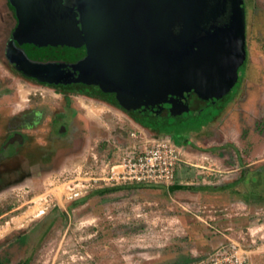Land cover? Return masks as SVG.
I'll return each instance as SVG.
<instances>
[{
  "label": "rangeland",
  "instance_id": "1",
  "mask_svg": "<svg viewBox=\"0 0 264 264\" xmlns=\"http://www.w3.org/2000/svg\"><path fill=\"white\" fill-rule=\"evenodd\" d=\"M243 6L245 62L231 75V87L206 95L211 101L188 117L150 124L185 141L179 147L188 164L175 169L173 183L187 189L130 185L98 195L90 185L81 188L92 177L90 155H97L99 167L115 159L112 140H129L136 126L147 138L152 134L121 111L107 112L98 102L68 99L57 90L52 96L16 74L3 55L11 21L0 0V144L21 109L41 113L28 132L33 144L44 143L50 112L71 108L77 127L72 142L54 143L53 158L41 170L25 176L18 159L1 162L7 173L0 184L5 264H223L232 246L246 253L244 264H264V0H243ZM237 78L240 91L217 115ZM194 184L207 186L196 199ZM220 247L225 254L217 253Z\"/></svg>",
  "mask_w": 264,
  "mask_h": 264
},
{
  "label": "water",
  "instance_id": "2",
  "mask_svg": "<svg viewBox=\"0 0 264 264\" xmlns=\"http://www.w3.org/2000/svg\"><path fill=\"white\" fill-rule=\"evenodd\" d=\"M7 1L16 26L5 57L17 71L40 83L113 93L118 105L151 122L200 110L203 93L229 89L243 60L240 0H190L178 32L163 15L160 30L138 36L136 15L118 0ZM134 40L146 46H125Z\"/></svg>",
  "mask_w": 264,
  "mask_h": 264
},
{
  "label": "flooded vegetation",
  "instance_id": "3",
  "mask_svg": "<svg viewBox=\"0 0 264 264\" xmlns=\"http://www.w3.org/2000/svg\"><path fill=\"white\" fill-rule=\"evenodd\" d=\"M240 8L242 10L243 15V47L245 49V13L246 9L243 6V0H240ZM5 7L10 12V21L11 25L8 29V35L4 43L3 48V55L5 57V47L7 43L11 39V33L13 29L16 26V20L14 18V10L9 5L7 0H4ZM117 6H121V10H123L125 13H134L136 17L133 19L136 21L135 25L133 26V35L138 36L142 31L146 30H160V23H161V17L163 15H171L172 16V22H173V28L172 30L174 32H178V30L181 28V23L179 20L181 18V14L186 9V13H188L187 7L190 5V0H118L116 3ZM116 6V7H117ZM190 13V10H189ZM138 16H142L141 19H138ZM169 20V19H168ZM222 19L220 17H217L214 20V24L216 26H220L222 24ZM140 37V36H139ZM138 38V37H137ZM128 47H134V48H141L143 49L146 44L145 41H136L133 42L129 41L127 42ZM141 52V51H140ZM244 60V59H243ZM242 60V61H243ZM7 64L12 68V70L18 74L20 77L25 78L29 80L30 82L37 84L39 86H43L46 88H49L50 90H58L62 92V94H65L64 96H67V98H75L76 100L79 98L83 99H89L91 101H95L102 104L104 107H106L107 112H113L114 110L121 111L126 116H128V112L124 107H121L117 104L116 100L114 99L113 93L105 94L101 93L97 89H94L92 92L82 91L80 89L76 88H69L61 85H53V84H45L40 83L36 81L35 79L31 77L24 76L21 72L17 71L12 64ZM245 62V61H244ZM242 62V64H244ZM241 64V65H242ZM241 65H239L237 68H239ZM236 68V69H237ZM238 76V73H236ZM238 81V82H237ZM236 89L230 96V99L226 100L223 105L218 110L217 115L223 110L224 107L229 104L233 100V98L238 94L240 91V83L241 81L236 80ZM231 87V85H230ZM213 95L214 92L207 91L204 92L201 97V103H205L208 101V103L211 100H208V97L206 95ZM69 101V100H68ZM205 101V102H204ZM67 108V107H66ZM216 115V116H217ZM216 116H212L213 118ZM129 117V116H128ZM211 117V119H213ZM41 118V113L39 111L35 110H25L21 109L12 114L10 118V126L6 127V130L4 132V135H6V138L1 145L2 150L10 149L12 154L11 157H17L20 168L18 169L21 173H24L25 176L29 175L33 170H41V168L45 165H48L53 158L51 156L52 150L54 149L53 145L58 140H62L63 138L66 140L65 142H72L74 139V134L77 131L76 127V113L75 111L71 110V108H67V110L62 111H53L50 112V116L47 122L46 127V137L44 139V143L42 144H33L30 141H28V132L33 131V128L38 124L39 120ZM210 120V118H209ZM208 120V121H209ZM63 123V126L59 127V123ZM56 126V127H55ZM69 126V133L66 134V127ZM58 131V132H57ZM59 135H58V134ZM14 136H20V140H17ZM14 139V140H13ZM11 141V143H9ZM24 164V166H22Z\"/></svg>",
  "mask_w": 264,
  "mask_h": 264
},
{
  "label": "built area",
  "instance_id": "4",
  "mask_svg": "<svg viewBox=\"0 0 264 264\" xmlns=\"http://www.w3.org/2000/svg\"><path fill=\"white\" fill-rule=\"evenodd\" d=\"M27 94L24 102L27 101ZM51 94L55 95L53 91ZM128 135L136 142L131 146V151L123 153L115 162H103L98 167L97 155H90L94 163L90 173L92 177L87 179L89 184L81 185V188L87 190L89 185L90 190L130 185H160L167 188L173 184L175 169L181 164H188V155L167 136L147 138L138 127ZM230 248L228 253L223 251V247L217 250V253H226L223 264H244L246 253L236 246Z\"/></svg>",
  "mask_w": 264,
  "mask_h": 264
},
{
  "label": "trees",
  "instance_id": "5",
  "mask_svg": "<svg viewBox=\"0 0 264 264\" xmlns=\"http://www.w3.org/2000/svg\"><path fill=\"white\" fill-rule=\"evenodd\" d=\"M58 91V90H57ZM128 112V111H127ZM128 116L129 118L134 122L136 123L137 125H139L141 128H144L146 130H149L150 133L152 134V137L154 136V138L156 137H161V136H167L170 138V140L177 146H181L183 147L184 145H186L185 141L184 140H181L180 138H177L176 137V134L174 133H169V132H160V131H157L158 129L156 128H152L153 126H151L150 124H154L156 121L154 122H151V121H148L144 118H141L135 114H132L130 112H128ZM3 143L0 144V164L1 162H4L6 161L7 159L11 158V159H16L17 160V157H11V150L10 149H6V150H2L1 149V145ZM19 169V168H18ZM17 169V170H18ZM19 171V170H18ZM21 173V172H19ZM7 173L3 171L1 165H0V184H2L3 180L5 177H3L4 175H6ZM22 174V173H21ZM24 177V176H23ZM5 188V185H0V191ZM119 189H122V187H113V188H102V189H99V190H95L94 193L95 194H105V193H109L111 191H115V190H119ZM168 189L170 191H175V190H183V189H186L184 186H179V185H172V186H169ZM5 258H0V264H5ZM16 264H27V259L25 260H21V261H18Z\"/></svg>",
  "mask_w": 264,
  "mask_h": 264
},
{
  "label": "crops",
  "instance_id": "6",
  "mask_svg": "<svg viewBox=\"0 0 264 264\" xmlns=\"http://www.w3.org/2000/svg\"><path fill=\"white\" fill-rule=\"evenodd\" d=\"M137 125V124H136ZM139 126V125H138ZM137 127V126H136ZM127 138H129V140L127 141V140H122L121 142H117L116 140H112L111 141V147H112V151L110 152V154H111V156H112V153H114V155H115V159H112V161H109V162H115L116 160H118V158L123 154V153H125L126 151L128 152V151H131L132 149H131V146L132 145H134L135 144V140L133 139V138H131V137H129V135H128V137ZM130 139H132L133 140V142L131 143V144H128L129 142H130ZM105 142L106 143H108V141H106L105 140ZM107 145V144H106ZM137 150V149H136ZM135 152H137V151H135ZM113 157V156H112ZM201 183H203V182H201ZM175 183H173L172 185H174ZM171 185V186H172ZM175 185H179V186H183V185H181L180 183H178V184H175ZM195 185H197V184H194V187H192V188H190L191 189V193H192V195L194 196V198L196 199L198 196H199V193L201 192L200 190H204V189H207L206 187L207 186H195ZM201 185H203V184H201ZM185 188H186V186H184ZM168 188V187H167ZM187 189V188H186ZM183 190H185V189H183Z\"/></svg>",
  "mask_w": 264,
  "mask_h": 264
},
{
  "label": "bare ground",
  "instance_id": "7",
  "mask_svg": "<svg viewBox=\"0 0 264 264\" xmlns=\"http://www.w3.org/2000/svg\"><path fill=\"white\" fill-rule=\"evenodd\" d=\"M22 96H24V93L22 94ZM31 214H32V212H31Z\"/></svg>",
  "mask_w": 264,
  "mask_h": 264
}]
</instances>
